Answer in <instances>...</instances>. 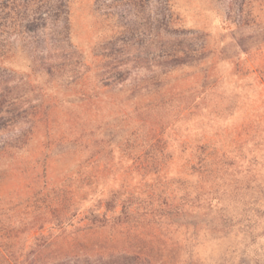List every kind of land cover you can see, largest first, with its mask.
<instances>
[{
  "label": "rangeland",
  "instance_id": "1",
  "mask_svg": "<svg viewBox=\"0 0 264 264\" xmlns=\"http://www.w3.org/2000/svg\"><path fill=\"white\" fill-rule=\"evenodd\" d=\"M0 12V264H264V0Z\"/></svg>",
  "mask_w": 264,
  "mask_h": 264
},
{
  "label": "trees",
  "instance_id": "2",
  "mask_svg": "<svg viewBox=\"0 0 264 264\" xmlns=\"http://www.w3.org/2000/svg\"><path fill=\"white\" fill-rule=\"evenodd\" d=\"M134 1H136V0H134ZM138 2H139V0H137ZM242 11V9L240 8V9H238V12L240 13ZM0 14H3V12H0ZM66 24H67V22H65ZM0 26H1V24H0ZM68 27V26H67ZM237 39H238V43H240L241 42V40H242V38H239V37H237ZM182 49H185V48H182ZM2 112V110L0 109V113ZM194 166V165H193ZM194 168H195V166H194ZM194 168H192V169H194ZM120 257H124V259L125 260H128V261H130V263L131 264H141V262H139V261H135V259H137V260H139L140 259V257L137 255V254H133V255H130V254H125V255H120ZM129 258H130V260H129Z\"/></svg>",
  "mask_w": 264,
  "mask_h": 264
}]
</instances>
